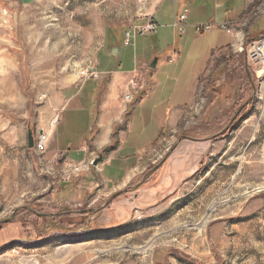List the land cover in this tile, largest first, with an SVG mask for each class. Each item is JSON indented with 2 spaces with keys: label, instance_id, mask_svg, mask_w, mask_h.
Masks as SVG:
<instances>
[{
  "label": "rangeland",
  "instance_id": "374dc122",
  "mask_svg": "<svg viewBox=\"0 0 264 264\" xmlns=\"http://www.w3.org/2000/svg\"><path fill=\"white\" fill-rule=\"evenodd\" d=\"M93 1L0 0V229L17 222L20 232L0 245V264H264V72L246 55L264 31V0L254 1L235 30L228 25L232 47L213 53L215 41L225 38L220 27L176 35L186 43L174 62L155 54L173 33L155 44L132 33L138 27L130 30L129 52L117 55L124 67L134 66L136 38L137 59L145 52L149 64L160 59L152 71L158 94L150 102H140L152 89L149 67L130 76L147 84L124 101V120L134 111L129 140L142 128L139 108L147 112L164 101L158 116L165 115L183 104L200 74L194 98L174 130L162 131L127 162L115 161L121 172H104L106 182L96 172V184L78 187L85 173L77 168L95 164L63 163L74 159V140L88 130L100 101L99 93L93 111L95 76L82 84L79 71L95 64L103 39L99 60L113 65L106 53L125 39ZM77 90L47 150L28 147V128L35 137L41 126L56 125L49 114ZM159 123L151 120L145 131Z\"/></svg>",
  "mask_w": 264,
  "mask_h": 264
},
{
  "label": "crops",
  "instance_id": "0c3cea01",
  "mask_svg": "<svg viewBox=\"0 0 264 264\" xmlns=\"http://www.w3.org/2000/svg\"><path fill=\"white\" fill-rule=\"evenodd\" d=\"M40 1L41 0H20V2L24 5H34ZM44 1L48 4L52 3V5H54L61 4L66 0ZM254 1L255 0H96V2H93L105 8L104 15L112 20V22H115L108 27L116 31L118 36H121V32L124 31L126 34V32H129L131 29L137 28L146 22H153L156 25V29L153 32L144 33V35L150 36V38L154 40L155 44L165 41L169 33H173L175 38L166 45L163 49L164 51L161 53H155L161 57L163 54H166L168 58L163 60L166 63L167 61L174 62L179 57L178 52L183 49V45L186 43V39L185 43H181L180 39L176 38V35L196 34L195 25L202 23H212L214 25L213 27H218L217 25L220 23H228L229 25H232L233 30H235L234 28L240 25L241 19L248 8L253 6ZM178 13H185L187 16L185 32L183 34H179L174 26V19ZM223 31L225 33V38L223 37V39L215 41V45H213V53L227 48V46H233L235 39L234 35L226 32L225 30ZM235 35L238 36L237 38L240 37L239 32H236ZM105 37L106 31L103 33V38ZM136 39H134L132 43L134 47L131 48L134 57V66L132 65V67L130 64H126V67H124L123 60L117 56L119 55L121 49L129 52L131 40L128 45H125L124 39L122 42L117 39L110 45L109 48L114 46L117 48V52L115 54L106 53V58L110 60L109 62H115L113 65L102 67L99 60V55L103 51L102 49L105 39H103L102 43H99L96 49L95 64L90 66L94 69L95 73V77L90 78L94 81L91 93V106L93 111L95 106L94 101L98 98L99 93L100 101L97 103L96 112L91 119V125H89L88 130L78 133L76 137L77 139L74 140L75 145L77 146L76 152L73 153V156H75L74 159H71L72 161L70 162L65 161L63 165H74L76 167L77 163L85 164L87 160L93 161L98 157H101V160L98 161L96 165H92L91 168L85 165H82L79 168L76 167V171H83L85 173L83 174L84 176L79 179V186L76 185L78 187L85 184L88 186L96 184L98 182L96 181V172L101 173L105 182L110 179H108V174L104 175V172H109L110 174V171L113 168H115L114 170L121 172L123 168L122 165H119L120 162L116 163L115 161L122 160L124 163L127 162L132 156L140 154L139 152L141 150L145 149L147 145L157 139L158 135L162 131H169L171 129L174 130L178 121L186 113L185 107L194 98L200 74L192 79V83L189 86L190 88L186 93V99L183 104L179 103L169 107L165 110V115L161 114L158 116V113L162 110L161 104L164 101H154L153 106H151V109L147 112H143L141 108H139L138 115H140V122H137L136 124L140 125V123H142L141 126L144 129L139 128L136 130L135 136L129 140V135L134 130L132 122L134 117L132 113L138 106L136 105L130 116L126 117L124 120L125 102L123 94L129 89V81L131 79L130 76L133 77L136 76L137 73L144 72L146 66H148V69L151 71L150 80L152 81V89L140 100V102L143 103L148 101L150 102L151 99L157 96L159 83L158 81H154L152 79V71L157 69L160 57L157 56L154 58L156 59V65L154 68H150V64L146 61V52L140 54L142 55V59H137L139 51L135 43V41H137ZM146 48H148V45H146ZM115 58L117 60H115ZM205 67L200 73L204 71ZM85 80L86 79L82 81V84ZM139 83L142 87L146 86L147 81L144 80V82L140 81ZM80 88L81 86L79 89ZM78 90L74 93V95H70L65 100L58 101L56 103L58 112L49 114L50 118H53V116L58 118L56 125L49 127L45 124L39 128L45 132L47 131L50 136V141L54 137L58 127L62 124V113L64 112V109L67 107L69 101L78 93ZM158 117L160 119V123L157 124L151 132H146V124H149L151 120L157 119ZM113 144L114 148L110 151V154H108L107 157H103L104 155L102 152L110 148ZM171 159H173V157ZM75 177H77V175ZM19 237L20 232L17 222L9 223L7 226L0 229V245L8 243Z\"/></svg>",
  "mask_w": 264,
  "mask_h": 264
},
{
  "label": "built area",
  "instance_id": "2783aa9c",
  "mask_svg": "<svg viewBox=\"0 0 264 264\" xmlns=\"http://www.w3.org/2000/svg\"><path fill=\"white\" fill-rule=\"evenodd\" d=\"M74 1V0H72ZM71 0H66L64 2L65 6L70 5ZM186 19L187 16L185 13H178L175 16L174 19V26L179 34H183L185 32L186 27ZM228 23H220L217 26L221 29L225 30L228 33H231L232 28L228 26ZM214 25L212 23L208 24H196L195 30L196 32H204L209 31ZM156 29V25L153 22H146L144 24H141L136 30H134V34H144L153 32ZM131 38V31L126 32L124 44L128 45ZM247 59L252 61L255 65H258L260 67L264 66V31L255 39L253 40L249 48L247 50ZM79 75L81 77H84L85 79L89 77L95 76L94 69L92 67H89L87 69H83L79 71ZM141 87V84L137 82V80H134V78H131L129 81V89L123 94V99L126 102L132 101L136 94L138 93L137 89ZM135 91V92H134ZM57 122V117L51 121V125L53 126ZM49 141V134L44 131H40L35 137H34V149H36L38 152H45L47 150V143Z\"/></svg>",
  "mask_w": 264,
  "mask_h": 264
},
{
  "label": "water",
  "instance_id": "95a60500",
  "mask_svg": "<svg viewBox=\"0 0 264 264\" xmlns=\"http://www.w3.org/2000/svg\"><path fill=\"white\" fill-rule=\"evenodd\" d=\"M117 52V48L114 47L112 50H111V54H115ZM156 65V59H154L151 63H150V68H154ZM27 142H28V147L32 148L33 145H34V136L32 134V130L30 128H28L27 130ZM101 160V157H98L97 159L93 160V164H97L98 161Z\"/></svg>",
  "mask_w": 264,
  "mask_h": 264
},
{
  "label": "bare ground",
  "instance_id": "6f19581e",
  "mask_svg": "<svg viewBox=\"0 0 264 264\" xmlns=\"http://www.w3.org/2000/svg\"><path fill=\"white\" fill-rule=\"evenodd\" d=\"M258 72H259V74H261L262 72H264V66Z\"/></svg>",
  "mask_w": 264,
  "mask_h": 264
},
{
  "label": "trees",
  "instance_id": "16d2710c",
  "mask_svg": "<svg viewBox=\"0 0 264 264\" xmlns=\"http://www.w3.org/2000/svg\"><path fill=\"white\" fill-rule=\"evenodd\" d=\"M23 210H24V211H28L27 208H24Z\"/></svg>",
  "mask_w": 264,
  "mask_h": 264
}]
</instances>
